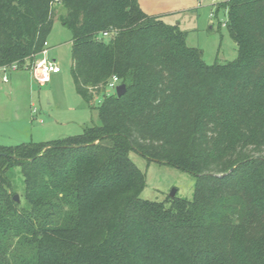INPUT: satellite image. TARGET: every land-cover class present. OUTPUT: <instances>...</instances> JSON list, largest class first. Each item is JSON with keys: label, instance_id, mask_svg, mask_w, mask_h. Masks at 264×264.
<instances>
[{"label": "trees", "instance_id": "16d2710c", "mask_svg": "<svg viewBox=\"0 0 264 264\" xmlns=\"http://www.w3.org/2000/svg\"><path fill=\"white\" fill-rule=\"evenodd\" d=\"M219 9L237 56L207 64L138 0H0V68L23 69L57 17L76 92L99 117L0 145V264H264V0ZM113 76L121 96L106 92ZM130 150L192 174V198H141Z\"/></svg>", "mask_w": 264, "mask_h": 264}, {"label": "rangeland", "instance_id": "374dc122", "mask_svg": "<svg viewBox=\"0 0 264 264\" xmlns=\"http://www.w3.org/2000/svg\"><path fill=\"white\" fill-rule=\"evenodd\" d=\"M225 0H195L197 8L184 10L165 18L187 32L186 45L198 48L207 64L224 63L236 58L235 42L224 26L222 9L215 8ZM161 5V4H160ZM64 10L56 7L55 14ZM216 12V13H215ZM71 31L55 17L47 36V54L26 60V67L17 70L0 68V145L40 143L80 134L84 127L98 124V112L90 109L76 92L70 68ZM54 59L60 72L47 82L39 83L32 72L33 63L44 57ZM8 81H3V76ZM130 160L145 174V186L140 197L165 201L170 191L191 199L194 176L163 162L148 160L135 150L129 151ZM14 185L21 199L23 186L19 168L13 169ZM174 197V196H173Z\"/></svg>", "mask_w": 264, "mask_h": 264}, {"label": "built area", "instance_id": "2783aa9c", "mask_svg": "<svg viewBox=\"0 0 264 264\" xmlns=\"http://www.w3.org/2000/svg\"><path fill=\"white\" fill-rule=\"evenodd\" d=\"M103 36H107L106 32L102 33ZM40 55H46L47 54V42L44 43V49L39 53ZM38 55V54H37ZM27 63L25 62V64L23 65L24 67H26ZM33 67H32V72L35 76V79L39 82V83H44L47 82L50 79V76L52 74H56L60 72V67L58 64L55 63L54 59L53 60H47L44 57H42L41 59H37L34 63H33ZM18 67L16 64H12L9 67H1V69H3L4 71H6L7 69H13L16 70ZM3 81H7V76L4 75L3 76ZM118 85V79L116 76H113L107 83L106 86V92L110 93L115 91L116 86Z\"/></svg>", "mask_w": 264, "mask_h": 264}, {"label": "crops", "instance_id": "0c3cea01", "mask_svg": "<svg viewBox=\"0 0 264 264\" xmlns=\"http://www.w3.org/2000/svg\"><path fill=\"white\" fill-rule=\"evenodd\" d=\"M138 4L146 14L162 15L164 21L169 15L189 9L195 10L197 8L195 0H138Z\"/></svg>", "mask_w": 264, "mask_h": 264}, {"label": "water", "instance_id": "95a60500", "mask_svg": "<svg viewBox=\"0 0 264 264\" xmlns=\"http://www.w3.org/2000/svg\"><path fill=\"white\" fill-rule=\"evenodd\" d=\"M53 60V59H52ZM125 92V85L123 84V83H120V84H118L117 86H116V88H115V93H116V95L117 96H121L123 93ZM175 193H176V189H172L171 191H170V193H169V197H173V196H175ZM13 199L15 200V201H17L18 202V195L17 194H15L14 196H13Z\"/></svg>", "mask_w": 264, "mask_h": 264}]
</instances>
